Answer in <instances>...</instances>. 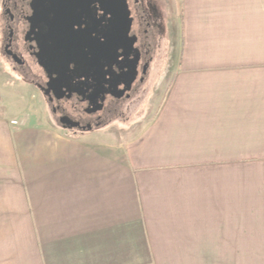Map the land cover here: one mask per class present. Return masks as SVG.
<instances>
[{
  "label": "crops",
  "instance_id": "obj_1",
  "mask_svg": "<svg viewBox=\"0 0 264 264\" xmlns=\"http://www.w3.org/2000/svg\"><path fill=\"white\" fill-rule=\"evenodd\" d=\"M179 2L151 117L0 114V264H264V0Z\"/></svg>",
  "mask_w": 264,
  "mask_h": 264
},
{
  "label": "flooded vegetation",
  "instance_id": "obj_2",
  "mask_svg": "<svg viewBox=\"0 0 264 264\" xmlns=\"http://www.w3.org/2000/svg\"><path fill=\"white\" fill-rule=\"evenodd\" d=\"M134 50L139 55L130 91L121 97L105 95L107 75L106 35L108 18L103 0H5L3 54L12 71L33 85L49 106V113L65 131L85 134L106 125L117 105L133 98L148 80L152 62V23L141 0H128ZM131 42V41H130ZM124 44L118 49L123 54ZM123 59L125 64L131 61ZM130 59V58H129ZM127 67L114 66L116 73ZM101 106L92 110L93 106Z\"/></svg>",
  "mask_w": 264,
  "mask_h": 264
},
{
  "label": "rangeland",
  "instance_id": "obj_3",
  "mask_svg": "<svg viewBox=\"0 0 264 264\" xmlns=\"http://www.w3.org/2000/svg\"><path fill=\"white\" fill-rule=\"evenodd\" d=\"M141 3L146 16L149 17V21L152 23V62L148 80L133 95L132 99L123 100L117 105L118 111L115 114L107 116L106 124H112L113 126L116 125L115 123L118 120L130 122L137 120L139 116L144 119L152 116L158 102L164 96V88L168 84V75L165 71L172 65V33L175 32V38H179V0H141ZM4 23L5 14L2 4V7H0V25L3 27V31L1 30L2 35L4 33ZM175 51L178 52V49H175ZM0 57L3 59L0 63L4 67L3 70L0 68V82H5L2 86L0 84V114L7 110L8 114L17 120L36 114L35 110L29 106L34 101V93L30 90V86L27 83L13 73L12 61L3 54L1 46ZM2 72H5V74Z\"/></svg>",
  "mask_w": 264,
  "mask_h": 264
},
{
  "label": "water",
  "instance_id": "obj_4",
  "mask_svg": "<svg viewBox=\"0 0 264 264\" xmlns=\"http://www.w3.org/2000/svg\"><path fill=\"white\" fill-rule=\"evenodd\" d=\"M51 1V0H49ZM103 9L108 18L106 35V58H107V81L105 95L112 94L121 98L132 88V81L135 79L137 67L140 62L139 55L134 50L136 38H129L132 28V17L130 15V4L128 0H103ZM131 41V42H130ZM124 44L129 45V49L123 54L118 53V49ZM131 61L125 64L123 59ZM114 66L128 69L122 73H116ZM105 100V99H104ZM101 104L93 106L92 110H97Z\"/></svg>",
  "mask_w": 264,
  "mask_h": 264
}]
</instances>
